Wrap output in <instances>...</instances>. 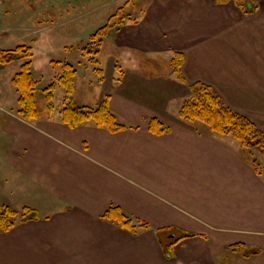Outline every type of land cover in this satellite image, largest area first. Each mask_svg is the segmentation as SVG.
<instances>
[{
  "label": "crops",
  "instance_id": "crops-1",
  "mask_svg": "<svg viewBox=\"0 0 264 264\" xmlns=\"http://www.w3.org/2000/svg\"><path fill=\"white\" fill-rule=\"evenodd\" d=\"M118 29L115 45L162 59L167 76L138 65L151 80L117 84L109 107L126 129L116 133L1 118L0 202L38 220L0 235V264H264V172L233 138L172 114L201 83L264 131V0H151ZM149 118L168 131L149 132ZM110 206L148 227L133 235L102 219ZM234 244L261 252L244 257Z\"/></svg>",
  "mask_w": 264,
  "mask_h": 264
},
{
  "label": "rangeland",
  "instance_id": "rangeland-1",
  "mask_svg": "<svg viewBox=\"0 0 264 264\" xmlns=\"http://www.w3.org/2000/svg\"><path fill=\"white\" fill-rule=\"evenodd\" d=\"M150 1L0 0V50H13L17 47H24L30 50L32 54L30 59L31 78L35 81L33 100L37 110V118L28 121L23 120L19 114V110H21L18 102L20 92L14 85L13 80L20 71L21 65L27 59L17 60L0 67V120L3 117L6 118L13 115L25 122H32L38 118H58L61 121V111L66 106L94 109L106 98L110 100L109 93L111 91L121 90L120 87H117V84L120 85V83H124L127 80L128 82L151 80V74L138 71L134 74V71H131L138 65L145 68L144 70L146 68L149 69V67L153 69L154 67L156 72L161 73V76H167L165 72L160 71L162 70L160 65H164L162 59L148 58L144 54L140 56L134 51L131 52L132 56H130L128 55L130 54L128 49L120 48L113 43V36L119 30L118 28L129 22H136L144 14L147 2ZM114 22H119V25L114 29L101 30L97 35L101 28ZM93 34H96V37H93ZM175 55L176 53L174 57ZM174 57L172 60H174ZM65 64H70L75 70L71 93H67V87L64 85L67 80L65 79ZM171 68L173 71L175 70L173 66ZM174 73L176 72L174 71ZM139 77H141V80ZM50 86H52L49 91L52 96L51 104L53 108L51 112L47 110L46 94L49 91L45 90ZM140 90L150 98L154 94L148 85L140 88ZM188 98L189 96L186 99ZM169 105L174 108L175 103ZM180 107L177 109L175 107L172 111V114H176L178 118ZM112 114L116 117L119 124H124L117 119L113 112ZM151 119H156L163 123L157 118H149L146 120L147 124ZM86 123L95 125L93 121L82 124ZM188 123H198L209 130L208 126L201 121ZM229 137L233 138L232 136ZM242 151L245 159L250 164L251 160L255 158L260 162L258 156L263 154L250 153L244 149ZM259 171L260 174L262 171L264 172V166L261 162ZM0 205H6L9 209L18 212V215L8 220L13 222V226L6 232L20 223H25L20 220L22 213H24V208L34 210L37 215L36 220H38V212L32 207L23 206L17 209L3 202H0ZM135 221V223H132L134 233L129 228L119 227L129 230L133 235L137 234L138 229L148 227L146 223ZM142 224H145L146 227H142ZM2 233L0 231V235ZM182 234L180 233L177 239ZM157 235L161 236V240L166 244L168 234L157 233ZM173 237L169 241L176 238L174 235ZM228 249L230 252L242 254L244 257L259 255L261 252L258 248L247 246H244V249L239 252L231 250V246ZM246 249L258 252L257 254H247Z\"/></svg>",
  "mask_w": 264,
  "mask_h": 264
},
{
  "label": "trees",
  "instance_id": "trees-1",
  "mask_svg": "<svg viewBox=\"0 0 264 264\" xmlns=\"http://www.w3.org/2000/svg\"><path fill=\"white\" fill-rule=\"evenodd\" d=\"M114 17V16H113ZM110 21V20H109ZM119 23V22H118ZM117 22L107 24L101 30L114 29ZM96 37V34H93ZM32 54L28 48L17 47L13 50H0V67L17 61L25 60L21 65L20 71L14 77L13 83L20 92V98L18 100L21 110L19 114L23 120L28 121L37 118V110L33 100V91L35 81L31 78V59ZM182 61V54L176 53L171 65L174 67V71L179 74V68ZM65 79L64 85L67 87V93L72 92V79L75 75V70L70 64L64 65ZM52 86L45 90H51ZM47 110L51 112L52 108V96L49 93L46 94ZM109 98L102 101L96 108H79L66 106L61 111V121L69 128L79 127L82 123L93 121L98 128H104L109 132L116 133L122 131L125 126L118 123L116 117L112 114L109 108ZM179 118L186 122L201 121L206 124L209 131L218 135L232 136L240 145V147L250 153L257 152L258 154L264 153V131L259 130L249 119L234 112L228 108L222 101L219 95H217L212 88L207 85L197 83L191 86V96L185 99L179 110ZM147 130L153 134L161 135L168 131V128L156 119L148 121ZM245 158V157H244ZM251 165L256 174H260V162L255 158L251 160ZM18 215L15 210L9 209L6 205H0V231L6 232L13 226V222L8 221L10 218H14ZM101 218L114 223L123 228H129L134 230L132 223L136 221L125 215L118 207L110 206L106 209ZM36 212L29 208H24L20 220L26 222L29 220H36ZM8 221V222H7ZM142 227H146L142 224ZM134 233V231H133ZM191 234L183 233L179 239L189 237ZM158 241L164 248L169 251L171 243L165 244L161 240V236H158ZM244 249L242 245H233L231 250L239 252ZM258 251L246 249L247 254H257Z\"/></svg>",
  "mask_w": 264,
  "mask_h": 264
}]
</instances>
